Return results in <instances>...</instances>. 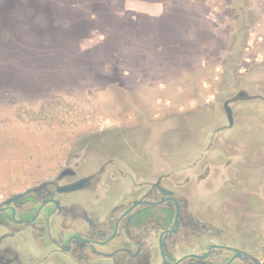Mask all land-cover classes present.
Wrapping results in <instances>:
<instances>
[{"label":"rangeland","instance_id":"obj_1","mask_svg":"<svg viewBox=\"0 0 264 264\" xmlns=\"http://www.w3.org/2000/svg\"><path fill=\"white\" fill-rule=\"evenodd\" d=\"M261 88L264 0H0V199L75 164L102 160L134 178L136 160L144 171L185 168L203 145L197 128L214 149L231 142L234 131L210 137L224 100ZM237 112L258 163L251 134L264 105ZM209 199L204 212L223 208Z\"/></svg>","mask_w":264,"mask_h":264},{"label":"flooded vegetation","instance_id":"obj_2","mask_svg":"<svg viewBox=\"0 0 264 264\" xmlns=\"http://www.w3.org/2000/svg\"><path fill=\"white\" fill-rule=\"evenodd\" d=\"M75 165L0 199V264H264V219L254 224L237 209L244 218L236 233L244 236H234L235 172L230 181L222 175L211 183L210 168L199 162L167 174L147 170L136 178L119 175L118 167L102 160L83 172ZM183 172L189 177L178 179ZM84 179L80 191L96 200L110 198L107 209L59 192ZM224 189L232 192L231 216L222 219L224 209L214 201L205 213L200 205L206 196L211 200ZM208 211L215 220L207 218Z\"/></svg>","mask_w":264,"mask_h":264},{"label":"water","instance_id":"obj_3","mask_svg":"<svg viewBox=\"0 0 264 264\" xmlns=\"http://www.w3.org/2000/svg\"><path fill=\"white\" fill-rule=\"evenodd\" d=\"M245 104H261L264 105V88L257 93H252L250 92L248 89H241L237 92V94L231 98H227L224 100L223 104H222V114H223V119H222V123L221 126L216 128L213 133L211 134V138L213 139V137H216L218 134H230L234 131V134L232 136H234L233 139H231L229 143H225L226 145H232L234 147V152L231 149V147L229 148V151L232 152V154L226 158V154L225 153H217V151H221L222 150H226L229 146H226L225 144H221L218 146V148L214 147L218 144H216L215 141V145L212 144V142H207L208 144L205 145V140H204V132L201 131V127H198L197 131L199 132L198 137L201 136L203 145H201V148L198 149L196 151V153L194 154L193 151L189 152V154H192V159L190 161H193L189 164H186L187 166L193 165L196 162H199V166H201V162L204 160L205 156L207 155L208 158V164L212 163V162H217V163H221V162H225L224 166H227L229 164V169L228 171L232 168V166L234 165V172L236 173V177H235V181L238 182L239 184L243 183H249V184H253V185H257L258 183H263L264 186V123H257L256 129H255V133L251 134L254 135V140L255 143L251 144L254 146V153L253 155L256 156H262L263 158L258 161V163H256V160L253 158L252 154L249 153V150L247 147H250V142L245 141V136H246V130L248 127H243V128H239V123H238V112H237V107H239L240 105H245ZM243 109V108H242ZM240 116H242V114H240ZM246 116V115H245ZM248 120L251 118H247ZM249 127L252 128V125H249ZM193 133H195V131L193 130ZM196 134V133H195ZM194 134V135H195ZM250 135V134H249ZM250 138V136H249ZM213 141V140H212ZM245 143V145H244ZM224 145V146H223ZM226 148H223V147ZM174 146H172L173 148ZM176 148V147H174ZM178 149V148H177ZM183 150L178 151V153H180ZM175 152V151H173ZM204 153L205 156L202 158L201 154ZM197 155V156H196ZM191 157V155L189 156ZM143 159V157H142ZM146 161V159H144ZM138 162H140L139 160H136L135 163V167L138 171V175L139 176H143L141 173L146 174L147 170L144 171V169H138V166L140 165ZM234 162V163H233ZM256 163V164H255ZM153 164V163H151ZM255 164V166L253 165ZM261 164V165H260ZM154 165V164H153ZM206 165V164H205ZM211 165V164H210ZM210 165H208V168H210ZM204 166V165H202ZM253 169H257L258 170V180L254 183H251L252 179L249 180H244L246 178L245 173L248 174L251 178H252V170ZM175 171V169H173ZM159 171V173L162 170H157ZM173 172V171H171ZM168 172V173H171ZM187 173V177H189L188 172H183V173H177L179 174L177 176L178 179L180 180H184L186 178L182 177V174ZM218 173L217 177L220 179L222 175H224L226 178H229V181L231 179H234V175L233 172L231 173H221V169L218 168ZM167 174V173H166ZM88 182V180L84 179L81 181H77L74 182L72 184H67L62 186L61 188H59V192H66V193H73V192H77L80 191L82 189V186ZM31 190H28L24 195H26L28 192H30ZM202 193V192H200ZM237 192L234 191V196ZM259 193V192H256ZM255 200V202L251 201V204L248 205V202L246 201H242L241 204H237L236 200H234V211H237V209H241V211H246L244 213H247L248 215H250L252 217V219H254L253 221H251L252 223L256 224L259 223L260 220L264 219V215H262L263 211V206H264V194L263 193H259L257 195V197L254 195L252 196ZM217 198V197H215ZM257 198H261L262 200H258ZM218 199V198H217ZM243 208V209H242ZM251 211V212H250ZM243 214V213H241ZM222 219H224L225 217H221ZM241 218H244L243 216L237 215L234 216V232L237 231H241V225H242V220Z\"/></svg>","mask_w":264,"mask_h":264},{"label":"crops","instance_id":"obj_4","mask_svg":"<svg viewBox=\"0 0 264 264\" xmlns=\"http://www.w3.org/2000/svg\"><path fill=\"white\" fill-rule=\"evenodd\" d=\"M218 153H225L226 154V158H228L232 154V152L229 151V148H227L226 150H222V148H221V151H217L216 154H218ZM210 164H206L204 166V168L206 169V168H208V165H210L211 176H210V180L209 181L211 183H215L216 180L219 179L217 177V174H219L218 173V168L221 169V173H231V172H233V175H234V165L232 166V168L229 171L228 170L225 171L224 169H222L223 166L225 165V162H221V163L212 162ZM227 179H229V178H227ZM224 190H226L225 194L224 193L223 194H219V196L217 198L222 203L224 202L223 203L224 211H223L222 214H223L224 217H227V216H231V215H229V212L231 211V208H232L231 207L232 206L231 205L232 202L230 203V201H227V198L230 199V196L232 195V192H230L227 189H224ZM234 191L237 192L234 197L236 199L237 204L239 205V204H241L242 201H246V202L253 201V202H255L254 201L255 199L252 198V196L249 195V197H248V193H253L254 192L256 197H257V195L259 193H263L264 194V186H263V183H258L257 185H253V184L243 183V182L241 184H239L238 182L234 181ZM255 191L259 192V193H256ZM192 199L194 200L195 198H192ZM234 216H237L236 211L234 212ZM230 218L233 220V223H234V217L232 216ZM237 232L240 233L239 231H237ZM235 235L238 236L237 240H239V237L244 236V233L243 234H237L236 232H234V236ZM246 235L250 236L251 240H254V237H253L254 233L252 234V232L249 231V232L246 233Z\"/></svg>","mask_w":264,"mask_h":264}]
</instances>
